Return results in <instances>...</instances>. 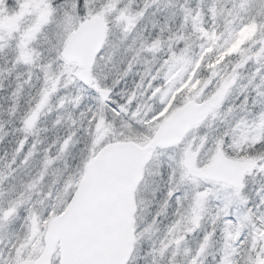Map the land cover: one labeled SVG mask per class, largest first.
Wrapping results in <instances>:
<instances>
[{"label": "snow or ice", "instance_id": "snow-or-ice-1", "mask_svg": "<svg viewBox=\"0 0 264 264\" xmlns=\"http://www.w3.org/2000/svg\"><path fill=\"white\" fill-rule=\"evenodd\" d=\"M0 54V264H264V0H0ZM131 153L166 193L109 253Z\"/></svg>", "mask_w": 264, "mask_h": 264}, {"label": "water", "instance_id": "water-1", "mask_svg": "<svg viewBox=\"0 0 264 264\" xmlns=\"http://www.w3.org/2000/svg\"><path fill=\"white\" fill-rule=\"evenodd\" d=\"M137 154H124L118 161L110 182L111 228L101 241L106 252H114L130 237L136 211L134 191L138 180ZM79 190V189H78Z\"/></svg>", "mask_w": 264, "mask_h": 264}, {"label": "rangeland", "instance_id": "rangeland-1", "mask_svg": "<svg viewBox=\"0 0 264 264\" xmlns=\"http://www.w3.org/2000/svg\"><path fill=\"white\" fill-rule=\"evenodd\" d=\"M138 3V2H137ZM152 8H154V11H155V9H156V5H153V7ZM169 13L171 12V11H174L172 8H167L166 9ZM156 18V17H155ZM169 22H170V20H169ZM143 23V22H142ZM171 23V22H170ZM149 27H150V25H149ZM253 30L254 29H252L251 27H249L248 29H246L245 31H243L241 34H240V36H239V38H238V42H237V45H234V47L235 46H238V43L239 42H241V41H243V40H245V39H247V38H249L250 37V35L252 34V32H253ZM115 32H116V34L117 35H119V29H115L114 30ZM147 28H145V34H147ZM7 52V51H6ZM2 54H0V65H1V61H2ZM134 79V77L133 76H129L128 77V81L129 82H131L132 80ZM128 82V83H129ZM6 83V86H7V82H5ZM122 86H124L123 85V82H122ZM24 90H29V88L25 85V87H24ZM117 90H119V89H117ZM5 94V89L4 88H0V97H3V98H0V120H7L8 119V117H7V114H6V108H7V106H8V104L10 103V101L9 100H7V97L4 95ZM25 98L23 99H20V104H21V106H24V102H25ZM19 126V123H18V121L17 122H15V123H5L4 124V128H3V130L7 133V135H5L4 136V138L3 139H5L6 137H10V136H12V137H15V135H14V133H13V128L14 127H18ZM41 127L43 128V127H49L50 128V124H48L46 121H42V123H41ZM65 132H66V130L65 129H59V131L56 133V134H59V135H63V134H65ZM40 135H41V138H42V141H44L45 140V138H46V141L45 142H50L51 140H52V138H53V132L52 131H48V132H41L40 133ZM0 140V156H3L4 155V153H5V151H7V152H9V153H11V151H12V149L15 147V145H11V148H10V143H8V142H6V143H4V140ZM15 139L16 138H14L13 139V141H15ZM31 139V138H30ZM30 139H29V143H30ZM8 140V139H7ZM82 145L81 144H76L75 145V147L73 148V154L74 153H76V151L81 147ZM25 150H26V148H25ZM39 158V154H37V159ZM68 161H69V163L70 164H75V160H73L72 159V156L71 155H69L67 158H66ZM34 163H35V161H33ZM59 167L62 169L63 168V160H61L60 161V164H59ZM34 171H35V169H34ZM161 173H162V176H163V179H161L160 177H158V178H156L157 180H159V187H158V190L159 189H161L162 187H166V184L164 183V181H166V174H164V169L162 168L161 169ZM51 175V174H50ZM51 178H54V177H51ZM151 177H149V186H150V181H151ZM65 192H66V189H65ZM145 192V189H144V186L142 185L141 186V188H140V191H139V195H140V193H144ZM135 194H136V199H137V201L139 200L138 199V197H139V195L137 194V192L135 191ZM144 197L146 196L147 197V195H143ZM141 197V196H140ZM147 199H148V197H147ZM141 200V199H140ZM150 205L149 204H143V205H140V207H139V210L137 209V211H136V213H135V216H134V218H133V225H135V224H139V225H141V226H143L144 224H145V220H147V217L149 216V211H150ZM156 210V209H155ZM154 209H152V214H154V211H155ZM171 211H172V208H169L168 209V212L169 213H171ZM148 219H150V218H148ZM159 220H160V222H161V227H163V225L164 224H166L167 222H168V220L170 219V215H169V217H164V216H161V217H159L158 218ZM154 235L155 234H153V238H154ZM148 239V236L146 235L145 236V240H147ZM189 245L190 246H194V243H193V241L190 239L189 240Z\"/></svg>", "mask_w": 264, "mask_h": 264}, {"label": "flooded vegetation", "instance_id": "flooded-vegetation-1", "mask_svg": "<svg viewBox=\"0 0 264 264\" xmlns=\"http://www.w3.org/2000/svg\"><path fill=\"white\" fill-rule=\"evenodd\" d=\"M6 51H7V49H6ZM8 55L10 56L11 55V53L10 52H8ZM3 64V59H2V61H1V65ZM13 87H14V84L12 85ZM27 86V85H26ZM11 91V88H8V92H10ZM29 91L30 90H23V96L21 97V99L23 98H25V99H27V96H28V93H29ZM5 96H6V93L4 94ZM150 186H151V181H150ZM136 191V190H135ZM165 193H166V187H162L161 189H157L156 191H155V193H154V196L152 197V199H153V203L152 204H149L150 205V211H149V216L147 217V220H148V218H151V215H152V209H156V207H157V202H159V201H161L162 199H163V197H164V195H165ZM139 195V194H138ZM143 195H147V197H148V193L145 191L143 194L142 193H140V195H139V197H138V199L140 200H147V197L145 196H143ZM141 196V197H140ZM134 200H135V204H136V211H137V199H136V194H135V192H134ZM156 211V210H155ZM154 211V212H155ZM146 221V220H145Z\"/></svg>", "mask_w": 264, "mask_h": 264}, {"label": "trees", "instance_id": "trees-1", "mask_svg": "<svg viewBox=\"0 0 264 264\" xmlns=\"http://www.w3.org/2000/svg\"><path fill=\"white\" fill-rule=\"evenodd\" d=\"M137 2L139 3L140 2V0H137ZM193 2H194V0H193ZM174 10V9H173ZM152 11H154V8H152ZM155 11H156V9H155ZM169 14V12L166 10V9H164V8H162L161 9V11H159L158 13H157V15H156V18L155 19H157V20H159V21H163V19H164V17L166 16V15H168ZM171 22V23H170ZM170 24H173V20L172 19H170ZM148 30V29H147ZM132 80V79H131ZM129 82V81H128ZM132 82V81H131ZM131 82H129V84L131 83ZM1 104V103H0ZM14 138H16V137H12V136H10V137H6L5 139H3L4 140V143H6V142H8V143H10V148H11V145H15V141H13V139ZM8 139V140H7Z\"/></svg>", "mask_w": 264, "mask_h": 264}]
</instances>
